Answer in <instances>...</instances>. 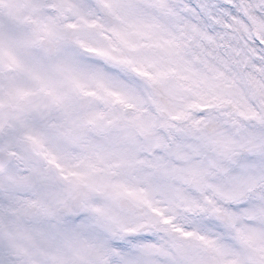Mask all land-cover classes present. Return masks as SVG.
Segmentation results:
<instances>
[{
	"label": "snow or ice",
	"instance_id": "snow-or-ice-1",
	"mask_svg": "<svg viewBox=\"0 0 264 264\" xmlns=\"http://www.w3.org/2000/svg\"><path fill=\"white\" fill-rule=\"evenodd\" d=\"M0 264H264V0H0Z\"/></svg>",
	"mask_w": 264,
	"mask_h": 264
}]
</instances>
